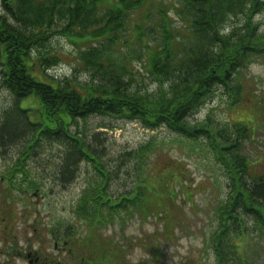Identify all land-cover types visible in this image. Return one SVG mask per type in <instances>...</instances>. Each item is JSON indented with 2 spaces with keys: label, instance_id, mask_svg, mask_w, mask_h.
Wrapping results in <instances>:
<instances>
[{
  "label": "trees",
  "instance_id": "16d2710c",
  "mask_svg": "<svg viewBox=\"0 0 264 264\" xmlns=\"http://www.w3.org/2000/svg\"><path fill=\"white\" fill-rule=\"evenodd\" d=\"M153 1L4 0L9 14L0 15L1 79L3 89L13 94V106L5 112L0 140L17 145L30 136L36 145L41 139L61 145L65 148L62 185V178L70 177V182L76 178L80 163H92L98 180L83 192L75 214L105 224L134 214L146 219L154 201L145 179L132 181L129 190L116 196L110 192L112 175L86 141L88 118H113L138 123L148 131L164 128L189 141L204 140L229 189L216 210L210 242L215 264H244L242 241L264 234V174L253 176L251 160L244 153L248 127L233 120L217 124L210 114L201 122L190 118L219 91L229 111L254 101L256 116L264 114L262 96L253 93L246 77L253 63L264 60V28L256 20L264 13V0H180L172 9L157 5L158 35L151 40L143 29L154 18H148ZM144 8L142 24L136 26L133 37L125 38L130 18ZM177 18L185 24V34L176 27ZM51 35L94 41L78 60L93 78L90 82L80 85L66 78L64 83L49 84L32 76L37 69L43 73L45 66L57 64L58 57L47 51ZM137 60L157 83L156 91L132 90L140 73L134 70ZM30 98L39 102L34 118L21 105ZM97 135L92 136L95 142ZM155 152L156 144L148 142L130 153L136 166L140 165L137 175L146 178L148 160ZM163 195L164 202L173 199L170 192ZM159 206V210L164 208Z\"/></svg>",
  "mask_w": 264,
  "mask_h": 264
},
{
  "label": "rangeland",
  "instance_id": "374dc122",
  "mask_svg": "<svg viewBox=\"0 0 264 264\" xmlns=\"http://www.w3.org/2000/svg\"><path fill=\"white\" fill-rule=\"evenodd\" d=\"M179 2L180 0H154L151 6H148L154 13L150 12L148 18H154L151 24L146 22L145 26L143 25V30L146 29L151 40L158 35L156 6L162 5L172 9ZM173 10L170 15L175 18ZM144 11L145 8L135 12L130 18L125 38L129 35L133 37L136 26L142 24L140 14ZM8 14L4 8V0H0V15ZM256 20L261 22L264 28V13L258 15ZM8 21L14 23L10 18ZM176 27L180 29L181 34L186 33L185 24L179 18L176 20ZM151 28L154 30L152 33ZM93 44L94 41L85 42L77 35H51L47 51L49 55L58 57L57 64L45 66L43 73L37 69L32 72V76L49 84L64 83L66 78H71L80 85L90 82L93 78L78 60L83 49H89ZM142 58L144 59V56ZM3 61L1 57L2 128L6 125L5 112L13 106V94L2 86ZM143 64L139 60L134 62L135 72L140 73L136 75L138 80L132 82L131 88L133 91L152 93L156 91L157 83L148 78ZM246 77L253 93L260 94L264 104V60L253 63ZM21 105L30 111V117H35L34 111L39 108L37 99L24 100ZM256 105L253 101V104L241 107L242 109L229 111L228 102L222 91H219L190 118L191 122H201L210 114L220 125L232 120L243 122L248 127L249 136L243 144L244 153L251 160V173L254 177L264 174V114L256 116ZM103 124L111 127L102 128ZM84 127L88 133L86 141L91 142L96 153L102 158L104 170L112 175L109 177L110 192L116 196L129 190L132 181L135 183L145 179L149 196L154 203L149 204V215L146 219L138 214L128 216L123 221L117 219L106 224L80 219L74 215L77 202L88 185L98 180L92 163H80L75 171L76 178L72 182L70 177L62 178L65 184L62 185L60 178L65 148L45 139L39 140L35 145V154L27 163V171L46 197L45 201H39L38 198V210L46 213L45 217L53 224H61L66 218L69 221L72 232L69 233L68 264H215L216 259L210 242L217 224L216 210L220 202L226 199L229 189L226 176L207 151L205 141H189L164 128L148 131L138 123L98 116L88 118ZM94 134H98L97 142L93 141ZM148 142L156 144V152L148 160L144 178L137 175L136 169L140 165L136 166L132 160L134 155L130 156V153L133 154ZM18 145L23 146V141ZM9 156L7 152L0 153V181L1 176L13 165L14 159L8 158ZM23 165L22 159L17 169ZM22 177L17 175L16 182L21 181ZM166 191L170 192L173 198L170 202L163 200V192ZM164 203L169 206L166 207ZM159 204L164 208L159 210ZM242 252L244 264H264V234H255L252 238L242 241Z\"/></svg>",
  "mask_w": 264,
  "mask_h": 264
},
{
  "label": "flooded vegetation",
  "instance_id": "af4514ba",
  "mask_svg": "<svg viewBox=\"0 0 264 264\" xmlns=\"http://www.w3.org/2000/svg\"><path fill=\"white\" fill-rule=\"evenodd\" d=\"M1 147V154L7 150L13 154L16 149L12 143ZM14 175V171L5 172L0 181V264H68V219L61 224L48 220L38 210V198L45 201L46 197L27 180L17 184Z\"/></svg>",
  "mask_w": 264,
  "mask_h": 264
}]
</instances>
